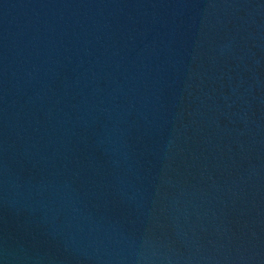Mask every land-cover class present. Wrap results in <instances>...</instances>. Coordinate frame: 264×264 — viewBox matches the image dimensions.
Here are the masks:
<instances>
[{
	"label": "water",
	"instance_id": "1",
	"mask_svg": "<svg viewBox=\"0 0 264 264\" xmlns=\"http://www.w3.org/2000/svg\"><path fill=\"white\" fill-rule=\"evenodd\" d=\"M0 264H264V0H0Z\"/></svg>",
	"mask_w": 264,
	"mask_h": 264
}]
</instances>
